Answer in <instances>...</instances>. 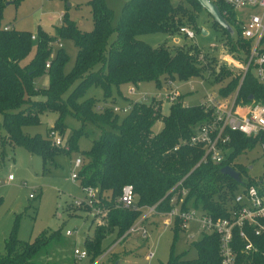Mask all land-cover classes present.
<instances>
[{
	"label": "trees",
	"instance_id": "1",
	"mask_svg": "<svg viewBox=\"0 0 264 264\" xmlns=\"http://www.w3.org/2000/svg\"><path fill=\"white\" fill-rule=\"evenodd\" d=\"M89 4L94 19L92 30L81 31L65 12L57 34L39 27L37 38L33 39L31 31L5 29L4 0H0V113L5 139L39 155L45 164L66 150L55 145L49 136L24 130L26 126L40 124L41 114L48 111L59 114L50 131L55 130L63 138L68 130V116L82 121L83 126L74 129L68 138L71 152H80L79 138L89 133L85 128L87 122L100 129L101 134L93 140L91 148L83 151L84 163L78 174L81 187L96 192L94 207L98 222L94 234L84 241V247L94 261L105 252L103 241L107 235L116 234L114 242H117L130 234L128 231L143 214V207L155 205L158 212L169 211L171 191L177 185L189 190L185 207L204 209L215 216H228L235 193L256 183L255 178H248L247 182L242 180L247 167L237 163L235 158L264 141V132L256 137L232 132L230 153L221 163L212 160L200 163L204 148L192 146L189 140L194 130L212 117V108H206L202 103L185 105L180 96L171 103L169 114L164 115L163 101L157 102L153 100L157 97H152L150 102L147 99L132 100L131 110L120 119L113 106L99 105L93 97L81 100L86 91L99 86L107 100L113 98L115 89L120 93V87L125 83L139 85L154 81L161 87L169 79L187 81L204 76L208 67L216 74V80L228 79L221 87L220 95L236 94L238 103H264V89L252 71L253 64L242 77L243 71L233 64H223L225 67L221 65L218 71L213 66L216 58L208 54L201 58L203 53L196 45L178 44L173 49L165 44L154 47L139 37L158 32L175 35L181 33L182 26L195 28L197 12L204 9L198 0H179L177 4L172 0H127L116 27L112 25L113 11L105 0H89ZM218 7L238 37L234 39V33L212 18L213 25L227 36L225 47L246 63L251 40L241 37L234 10L221 2ZM114 33L116 36L112 40ZM59 36L71 38L78 48L75 64L69 72L65 70L69 56L63 47L52 56L54 42ZM33 47H36L35 55L24 63ZM48 61L51 62L49 69L46 68ZM46 72L50 76L49 86L36 88L35 78ZM158 120L163 121V127L154 132L153 126ZM226 165L239 172V181L222 172ZM126 184L135 187L138 209L119 202ZM261 221L264 223V218ZM173 230L176 234L182 231L178 224ZM234 235L235 245L242 246L238 233ZM251 238L258 250L250 257H244L238 251V264H264V236L251 235ZM193 246L197 251L195 258L184 259L185 255H175L172 251L165 264H222L217 233H203ZM65 248H69V243L61 228L43 232L34 240H22L15 227L6 241V252L0 255V264H74V257L65 261L51 260V256L59 254V249ZM118 259L119 256H115L114 262Z\"/></svg>",
	"mask_w": 264,
	"mask_h": 264
},
{
	"label": "rangeland",
	"instance_id": "2",
	"mask_svg": "<svg viewBox=\"0 0 264 264\" xmlns=\"http://www.w3.org/2000/svg\"><path fill=\"white\" fill-rule=\"evenodd\" d=\"M126 1L105 0L107 6L113 11L112 25L114 27L119 23ZM172 2L177 4L179 0H172ZM245 11L256 12L257 9L250 8ZM65 12H68L69 19L81 31H90L94 28L93 12L89 0H4L3 24L11 25L17 30L31 31L35 35L39 27L51 34H57V28L63 23L61 20ZM193 29L195 31L193 38H188L182 33L171 35L162 32L145 33L139 37L154 47L165 44L173 49L178 44L196 45L201 53L216 58L213 66L218 71L221 65L225 67L224 65L228 63H221V58L225 52L232 53V51L225 47L227 36L223 30L213 25L212 16L206 9L198 10L196 27ZM115 36L114 33L111 39L113 40ZM237 37L234 31L233 38ZM59 43L63 44L64 51L69 56V62L65 68L66 72H69L75 64L78 48L71 38L59 36L54 42L52 56H55L60 48ZM261 47L264 48V38ZM35 52L36 47H33L24 63L28 62ZM235 55L234 61L237 64L233 65L242 70L245 64L237 53ZM174 81L183 95L184 104L196 105L203 103L209 95L221 98L220 89L228 79L216 80V74H212L208 67L204 76L194 77L187 81L179 79ZM49 83L50 76L47 72L34 80L36 88H46ZM166 92L165 82L158 87L154 81H144L139 85L122 84L120 93L117 89L113 92V98L116 100L113 98L106 100L102 88L92 86L81 100L93 97L99 105L125 108L132 107V100L147 99L146 101L150 102L152 101L150 98L157 97L153 100L163 101L162 112L167 115L170 112L171 102L165 97ZM233 96L234 94L229 95L227 101H230ZM127 113L123 109L120 110L118 112L120 119L124 118ZM58 116L59 114L55 111L45 112L41 114L40 124L26 126L24 130L47 137ZM2 120L3 115L0 113V255L6 252V241L15 227L18 237L22 240H34L43 232L61 228L65 240L69 243V248L59 249V254H54V257L50 258L62 261L72 259L74 247H84L85 238L94 234L98 222L97 216L95 217V207H86L85 202L84 206H78L76 203L82 200L88 201L90 196L81 187L79 180L72 178V173L77 171L75 159L77 157L84 159L83 151L91 148L93 140L101 134L100 129L93 123L87 122L85 128L89 133L79 138L80 152H61L55 156L54 161L45 164L39 155H34L24 146L13 145L5 139L6 132L2 126ZM66 122L68 130L64 139L68 140L73 130L82 127L83 123L72 116H68ZM162 127L163 121L158 120L153 130L159 132ZM235 161L247 167L246 173L242 175V180L245 182L248 178L254 179L264 172V158L259 143L241 152ZM10 174L14 176L13 180L7 179ZM31 194L34 197H30ZM142 216L143 214L138 220ZM145 218L141 226L146 228L147 236H144L142 227L129 234L123 241L121 238L114 242L116 234L107 235L103 241V250L110 248L112 250L99 264H115V256L120 257L118 264H165L171 258L172 251L175 255H185L184 259L196 257L197 251L193 243L202 238V233L197 231V222H193L187 230L176 234L172 227L165 224V217L162 219L154 214L145 216ZM67 230L77 231V234L68 236ZM191 234H194L193 237H190ZM90 260L91 255L88 261Z\"/></svg>",
	"mask_w": 264,
	"mask_h": 264
},
{
	"label": "built area",
	"instance_id": "3",
	"mask_svg": "<svg viewBox=\"0 0 264 264\" xmlns=\"http://www.w3.org/2000/svg\"><path fill=\"white\" fill-rule=\"evenodd\" d=\"M216 5L218 2L224 3L231 7L235 12V24L241 29V37L251 40V49L248 60L243 65L242 71L245 75L248 68L253 64V71L257 81L262 84L264 89V48L261 47V42L264 38V0H210ZM257 9L256 12H246L247 9ZM11 25H6L5 29L10 30ZM180 32L188 38L195 37V31L190 26H182ZM33 39L37 35L33 34ZM62 48L63 44L59 43ZM204 58V54H201ZM237 64L234 61V54L225 52L221 58V63ZM51 62L48 61L46 68L49 69ZM167 92L165 97L171 102H176L182 93L178 86L175 85L173 79H169L166 83ZM145 100V99H143ZM228 96L216 98L209 95L202 104L206 108H212V117L205 123L199 125L191 135L189 143L192 146H202L204 154L200 160L207 162L212 160L215 163H221L230 153L229 143L232 140L231 133L238 132L247 137H256L264 132V103L255 102L249 104H241L236 102V94L230 101H227ZM104 106L99 107L102 109ZM116 112L124 110L129 112L131 106L120 108L113 107ZM55 145H59L66 151L71 150V145L68 140L64 139L58 132L51 130L48 135ZM260 150L264 158V141L259 142ZM84 160L81 157L75 159V167L77 171L72 173L73 179H78L79 170L83 166ZM13 180L14 176L10 174L7 178ZM256 183L244 186L234 195L232 206L229 209V215L226 217L215 216L205 211L204 209L193 206L185 207L186 196L189 190L185 187H174L170 203L171 209L167 212H158L156 206L143 207V216L135 222L129 229L128 233L136 231L142 227L145 216L160 215L164 218V222L168 226L178 224L182 230H187L193 222L198 223V231L200 233L215 232L220 237V253L222 264H238L239 254L244 257H250L256 253L258 248L252 240L251 235L258 238L264 236V223L261 219L264 218V172L262 175L255 178ZM181 182H179L180 184ZM1 184V180H0ZM89 193L88 201H77L78 206H82L84 202L94 207L96 192L93 189L86 190ZM30 197H34L33 194ZM119 202L128 208L138 209L137 193L132 184H126L123 187L122 194L119 197ZM95 210V209H94ZM143 228L144 236H147V230ZM201 230V231H200ZM250 232L252 234L250 235ZM242 241V246L235 245V235ZM68 236L76 235L77 231L67 230ZM191 234L190 237H193ZM112 248L106 250L96 260L88 261L90 253L85 247L75 246L73 250L74 264H99L103 258L111 253ZM151 256V255H150Z\"/></svg>",
	"mask_w": 264,
	"mask_h": 264
},
{
	"label": "water",
	"instance_id": "4",
	"mask_svg": "<svg viewBox=\"0 0 264 264\" xmlns=\"http://www.w3.org/2000/svg\"><path fill=\"white\" fill-rule=\"evenodd\" d=\"M199 3L202 5V7L204 9H206L209 14L212 16V18L218 22L220 25H222L224 28H226L227 30H229L231 33H234L232 26L228 23V21L225 19V17L223 16V14L221 13L218 5H216L215 3H213L210 0H198ZM204 32H206V30H203ZM250 99H252V97L250 96ZM222 172H224L225 174H228L230 176H232L235 180L239 181L240 177H239V172L236 171L232 166L230 165H226L222 168ZM115 264H118V261H116Z\"/></svg>",
	"mask_w": 264,
	"mask_h": 264
},
{
	"label": "crops",
	"instance_id": "5",
	"mask_svg": "<svg viewBox=\"0 0 264 264\" xmlns=\"http://www.w3.org/2000/svg\"><path fill=\"white\" fill-rule=\"evenodd\" d=\"M63 17V16H62ZM182 97H183V95H182ZM157 216H159V218H164V217H162V216H160V215H157ZM170 227H172L173 228V226H170ZM198 231V230H197ZM119 259H120V257H119ZM119 259L117 260V261H119Z\"/></svg>",
	"mask_w": 264,
	"mask_h": 264
}]
</instances>
